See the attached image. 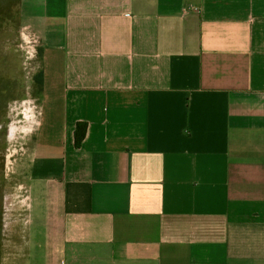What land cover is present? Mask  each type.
Returning a JSON list of instances; mask_svg holds the SVG:
<instances>
[{
  "label": "crops",
  "instance_id": "crops-1",
  "mask_svg": "<svg viewBox=\"0 0 264 264\" xmlns=\"http://www.w3.org/2000/svg\"><path fill=\"white\" fill-rule=\"evenodd\" d=\"M19 12L43 74L25 264H264V0Z\"/></svg>",
  "mask_w": 264,
  "mask_h": 264
},
{
  "label": "rangeland",
  "instance_id": "rangeland-1",
  "mask_svg": "<svg viewBox=\"0 0 264 264\" xmlns=\"http://www.w3.org/2000/svg\"><path fill=\"white\" fill-rule=\"evenodd\" d=\"M41 45L19 0H0V264H25L31 148L39 117Z\"/></svg>",
  "mask_w": 264,
  "mask_h": 264
},
{
  "label": "trees",
  "instance_id": "trees-1",
  "mask_svg": "<svg viewBox=\"0 0 264 264\" xmlns=\"http://www.w3.org/2000/svg\"><path fill=\"white\" fill-rule=\"evenodd\" d=\"M41 53V50H40ZM36 83H38L40 87V91L42 89V82H43V74L42 71L36 76L35 78ZM87 122L86 121H77L75 124L74 129V147L79 148L84 140L87 130Z\"/></svg>",
  "mask_w": 264,
  "mask_h": 264
}]
</instances>
